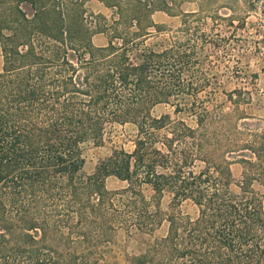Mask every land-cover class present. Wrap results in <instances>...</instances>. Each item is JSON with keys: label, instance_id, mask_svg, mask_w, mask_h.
I'll return each mask as SVG.
<instances>
[{"label": "trees", "instance_id": "obj_1", "mask_svg": "<svg viewBox=\"0 0 264 264\" xmlns=\"http://www.w3.org/2000/svg\"><path fill=\"white\" fill-rule=\"evenodd\" d=\"M23 1L29 16L17 4L0 10V264H89L117 230L151 235L162 216L166 236L130 264H264V130L235 134L237 182L204 130L211 97L200 98L209 84L202 67L208 45L222 40L200 30L197 13L183 14L164 36L140 5L108 6L118 21L99 26L77 1ZM95 34L104 46L93 44ZM240 93L227 94L237 112ZM159 104L195 117L196 127L153 117ZM127 123L137 128L133 151L114 150L87 176L83 145ZM108 177L126 187L109 193ZM144 185L151 201L141 197ZM165 191L171 202L162 213ZM184 201L194 205L193 219L177 211Z\"/></svg>", "mask_w": 264, "mask_h": 264}, {"label": "rangeland", "instance_id": "obj_2", "mask_svg": "<svg viewBox=\"0 0 264 264\" xmlns=\"http://www.w3.org/2000/svg\"><path fill=\"white\" fill-rule=\"evenodd\" d=\"M76 1L81 4L79 8L86 12L87 20L91 22L95 20L96 24L100 23L99 26L104 22L111 24L112 21H118L116 9L108 7L110 5H120L121 8L143 6L152 12L151 20L165 29L164 36L174 33L180 27L183 14L197 13L200 20L192 21L200 25V30L213 40H222L220 46H214L211 39L212 43L206 50L202 68L209 84L200 94V98L211 97L210 102H205L206 110L211 117L206 129L204 128L205 135L211 138L214 143L213 149L218 154L226 155L227 160L231 162L232 177L235 182L239 181L242 169L237 162L239 155L233 154L234 136L255 134L264 130V0H57L56 4L66 6L69 2ZM16 4L27 16L31 15V6L23 0H0V10H6ZM95 16H102L105 21ZM126 22L128 20L125 18L119 21L121 29ZM141 24L144 26L147 22L143 20ZM132 30L136 31V27ZM148 30L153 31L151 28ZM15 37L20 38L21 33L17 32ZM92 41L95 46L102 47L106 44V37L103 34H95ZM1 67L0 51V71ZM238 91L245 97V101L241 102L237 112L227 94H235ZM173 111L174 107L171 105L159 104L152 109L151 114L153 117L168 114L172 120L182 119L191 128L196 127L195 117L185 113L176 116ZM240 113L243 115H239ZM136 134L137 128L133 124L107 126L100 144L88 142L82 147L84 173L87 176L93 174L97 165L114 150L132 152ZM201 168L202 165L196 163L194 170L198 171ZM104 184L111 194L119 193L126 187L125 182L114 177L106 178ZM252 189L259 195L263 193L258 183H253ZM231 191L238 193L239 190L233 184ZM152 194L149 186H142L143 199L151 201ZM170 202L171 194L165 191L160 202L162 213L169 210ZM262 204L264 209V199ZM149 209L154 211L151 203ZM177 211L183 218L193 219L196 215V209L189 201L182 202ZM167 228L168 223L162 216L161 222L151 235L136 231L126 234L122 230H117L115 235L108 236L106 243L90 252L88 262L130 264L132 258L139 256L148 246L164 238Z\"/></svg>", "mask_w": 264, "mask_h": 264}, {"label": "crops", "instance_id": "obj_3", "mask_svg": "<svg viewBox=\"0 0 264 264\" xmlns=\"http://www.w3.org/2000/svg\"><path fill=\"white\" fill-rule=\"evenodd\" d=\"M102 45V44H101ZM104 45V44H103Z\"/></svg>", "mask_w": 264, "mask_h": 264}]
</instances>
